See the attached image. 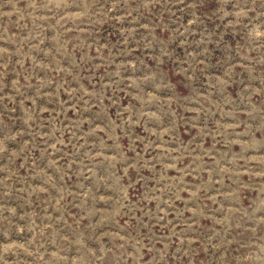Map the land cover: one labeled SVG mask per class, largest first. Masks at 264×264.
I'll return each instance as SVG.
<instances>
[{"label":"rangeland","instance_id":"1","mask_svg":"<svg viewBox=\"0 0 264 264\" xmlns=\"http://www.w3.org/2000/svg\"><path fill=\"white\" fill-rule=\"evenodd\" d=\"M0 264H264V0H0Z\"/></svg>","mask_w":264,"mask_h":264}]
</instances>
